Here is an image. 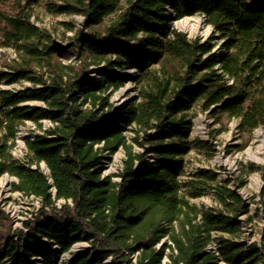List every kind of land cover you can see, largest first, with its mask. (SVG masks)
I'll return each instance as SVG.
<instances>
[{
	"label": "trees",
	"instance_id": "16d2710c",
	"mask_svg": "<svg viewBox=\"0 0 264 264\" xmlns=\"http://www.w3.org/2000/svg\"><path fill=\"white\" fill-rule=\"evenodd\" d=\"M38 7L83 24L65 22L61 35L41 29L31 21ZM195 16L211 38L191 40L173 26V17ZM0 47L16 55L1 56L0 83L27 84L0 89V179H16L13 191L41 203L26 232L0 209V264H58L67 253L69 264H264V233L262 247L235 241L249 206L229 182L185 170L190 112L208 113L224 131L236 121L243 136L264 129L263 3L0 0ZM125 69L143 87L138 102L116 110L108 92L123 86ZM29 123L39 134L17 160L12 151ZM120 150L121 171L104 175L105 158ZM209 192L223 210L190 203Z\"/></svg>",
	"mask_w": 264,
	"mask_h": 264
},
{
	"label": "rangeland",
	"instance_id": "374dc122",
	"mask_svg": "<svg viewBox=\"0 0 264 264\" xmlns=\"http://www.w3.org/2000/svg\"><path fill=\"white\" fill-rule=\"evenodd\" d=\"M257 1L264 4V0ZM52 2L60 4L61 0H52ZM189 19L191 26L187 28H180L174 22L173 26L185 33L191 40L200 39L205 41L214 35L213 29L207 25L203 16L189 17ZM31 21L39 28L58 35L65 31L63 26L65 22H75L78 28L83 24L81 16H53L44 7L36 9ZM68 35L71 36L72 34L68 33ZM215 50H220L218 44H216ZM3 54H6L10 60L16 58L12 50L0 47V62ZM92 76H95L94 71ZM120 78L123 81V86L118 91L113 92V90H110L108 92L111 103L116 110L124 109L127 105L138 102L143 87V84L139 81L141 75L136 70L125 69L121 72ZM25 86L27 84L9 86L0 83V89L8 90H21ZM189 114L194 120V129L191 136L194 149L185 157L186 175L189 176L204 169L214 172L218 176L219 183L229 182V187L237 192L249 206V212L240 217L243 222L242 234L234 237L235 241L247 244V246L256 243L259 247H262L264 233V129L256 130L251 136H243L237 129L236 121L229 122L228 129L224 131L208 113H201L196 109ZM45 126L48 128L50 124L45 123ZM37 134L39 132L30 123L27 127L20 129L17 146L12 151L17 160H25V142ZM125 134L128 140L132 142L133 131L126 130ZM136 149L140 150L138 147ZM124 160L123 150L113 156L107 155L102 166L103 174L107 176L117 175L122 169ZM44 169L46 170L45 167ZM14 182L16 180L8 175L0 179V209L11 218L14 230H22L23 222L33 219V216L40 209L41 203L15 193L12 187ZM190 203L196 205L201 211L219 212L223 210V206L218 203L212 192L198 199H190ZM23 231L26 232L24 229ZM214 236L218 238V236L223 235L216 234ZM223 237L231 238L226 235ZM86 247L87 244L81 243L72 252ZM208 251L216 252L217 245L209 248ZM71 259L72 253L64 254L58 264H69ZM135 261L136 259H134ZM214 264L226 263L218 260Z\"/></svg>",
	"mask_w": 264,
	"mask_h": 264
},
{
	"label": "bare ground",
	"instance_id": "6f19581e",
	"mask_svg": "<svg viewBox=\"0 0 264 264\" xmlns=\"http://www.w3.org/2000/svg\"><path fill=\"white\" fill-rule=\"evenodd\" d=\"M173 19V22L174 23H176L180 28H187V27H189V26H191V21H190V19L189 18H185V19H183V20H181V21H176L175 19H174V17L172 18ZM196 19H198L197 17H196ZM198 21V20H197ZM189 30H190V28H189ZM192 33V32H191ZM193 34V33H192Z\"/></svg>",
	"mask_w": 264,
	"mask_h": 264
},
{
	"label": "built area",
	"instance_id": "2783aa9c",
	"mask_svg": "<svg viewBox=\"0 0 264 264\" xmlns=\"http://www.w3.org/2000/svg\"><path fill=\"white\" fill-rule=\"evenodd\" d=\"M16 180V179H15ZM16 182H17V180H16ZM15 193H17V194H19L21 197H27V198H31V199H33V200H36L37 202H40V200L38 199V198H36V197H34V196H25L23 193H21V192H15ZM32 219V218H31ZM24 229V227L22 228V230ZM25 231H27L26 229H24ZM213 246H216V244H212V245H210L209 246V248H211V247H213ZM208 248V249H209Z\"/></svg>",
	"mask_w": 264,
	"mask_h": 264
},
{
	"label": "water",
	"instance_id": "95a60500",
	"mask_svg": "<svg viewBox=\"0 0 264 264\" xmlns=\"http://www.w3.org/2000/svg\"><path fill=\"white\" fill-rule=\"evenodd\" d=\"M171 11V13H173V10H170ZM43 170L45 171V173H48V170L46 169H44V167H43Z\"/></svg>",
	"mask_w": 264,
	"mask_h": 264
}]
</instances>
